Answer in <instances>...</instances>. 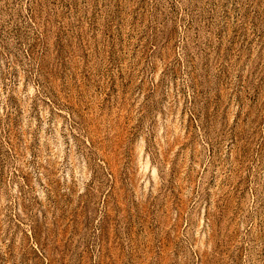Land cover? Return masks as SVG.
<instances>
[{
    "label": "rangeland",
    "instance_id": "1",
    "mask_svg": "<svg viewBox=\"0 0 264 264\" xmlns=\"http://www.w3.org/2000/svg\"><path fill=\"white\" fill-rule=\"evenodd\" d=\"M0 264H264V0H0Z\"/></svg>",
    "mask_w": 264,
    "mask_h": 264
}]
</instances>
